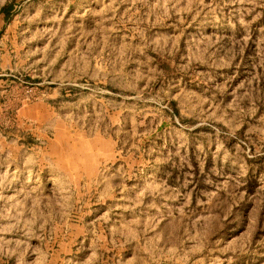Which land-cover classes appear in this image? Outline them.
I'll list each match as a JSON object with an SVG mask.
<instances>
[{"label": "rangeland", "instance_id": "1", "mask_svg": "<svg viewBox=\"0 0 264 264\" xmlns=\"http://www.w3.org/2000/svg\"><path fill=\"white\" fill-rule=\"evenodd\" d=\"M0 264H264V0H0Z\"/></svg>", "mask_w": 264, "mask_h": 264}, {"label": "crops", "instance_id": "2", "mask_svg": "<svg viewBox=\"0 0 264 264\" xmlns=\"http://www.w3.org/2000/svg\"><path fill=\"white\" fill-rule=\"evenodd\" d=\"M14 14V6L10 4H6L2 7H0V30L2 26H13V24L10 21L11 16ZM7 62V59L3 62L0 61V67L1 65H4V63Z\"/></svg>", "mask_w": 264, "mask_h": 264}]
</instances>
